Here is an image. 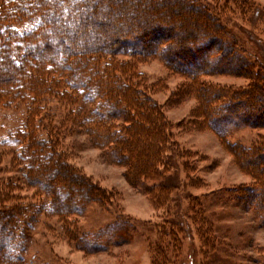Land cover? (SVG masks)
<instances>
[{
	"label": "trees",
	"instance_id": "1",
	"mask_svg": "<svg viewBox=\"0 0 264 264\" xmlns=\"http://www.w3.org/2000/svg\"><path fill=\"white\" fill-rule=\"evenodd\" d=\"M236 1L235 5L255 6L251 0ZM213 12L203 0H0V121L14 118L1 142L18 148L12 154L24 177V183L20 177L7 183L17 191L23 185L35 189L33 198L38 199L23 205V199L11 197L9 206H0V264H28L22 242L42 218L56 216L65 222L93 203H108L107 193L72 165L63 143L64 121L56 114L62 103L50 105V96L65 100L64 120L84 127L94 146L108 149L109 159L126 167L125 177L134 188L145 187L157 204L167 201L176 188L166 175L176 148L172 124L151 98L152 86L135 62L119 57L154 54L185 71L184 60L177 57L189 48L194 67L186 74L200 79L190 85L200 100L201 120L228 141L232 129L264 128V61L247 51ZM173 17L184 31L172 37L157 22L166 24ZM116 22L117 29H112ZM134 23H140L139 30L129 37ZM149 26L163 36L140 45ZM171 40L173 45L161 53L160 46ZM210 75L236 76L250 83L236 87L201 81ZM184 89L177 98L183 97ZM74 126L69 130L74 132ZM228 147L237 166L253 179L233 196L252 209L264 227V136L251 146L237 142ZM120 221L108 238L94 239L109 243L90 245L93 251L107 250L135 231L122 217ZM210 240L209 245L214 238ZM156 251L161 258L162 250Z\"/></svg>",
	"mask_w": 264,
	"mask_h": 264
},
{
	"label": "rangeland",
	"instance_id": "2",
	"mask_svg": "<svg viewBox=\"0 0 264 264\" xmlns=\"http://www.w3.org/2000/svg\"><path fill=\"white\" fill-rule=\"evenodd\" d=\"M203 1L211 5L223 27L238 35L247 51L264 61V0H251L254 8L235 5L236 0ZM179 22L173 17L166 24L157 22V25L173 37L184 31ZM116 24L112 29H117L119 23ZM169 25L177 27L171 30ZM131 26L129 37L136 36L140 23ZM143 33L140 45L155 36H163L150 26ZM172 42L162 44L161 53L166 45L172 46ZM189 50L185 48V54L177 57L184 60L185 71L177 70L154 54L144 56L133 52L119 57L135 62L137 71L152 86L151 98L162 107L172 124L176 148L166 175L172 177L171 181L177 186L172 183L169 198L162 204L161 201L157 204L145 187L134 188L125 177L126 167L113 163L108 149L94 146L84 127L64 120L65 100L49 97L50 105L62 103L56 114L64 121L63 143L72 165L104 190L109 199L103 206L100 203L89 205L84 214L72 216L69 221L62 222L56 216L42 218L29 232L30 238L22 242L24 261L28 264H264V227L259 226L253 210L243 207L233 196L235 189L249 186L253 179L237 166L228 147L237 142L251 146L259 136H264V128L232 129L228 141L201 120L200 100L190 85L194 81L199 83L200 79L192 80L186 74L194 67L189 62L193 58ZM193 62L197 63L195 59ZM201 81L213 86L236 87L250 83L248 79L230 75L205 76ZM182 88L185 94L177 98ZM13 121V117L0 121V206L4 207L9 206L11 197L23 199V205L38 200L33 198L35 189L22 184L17 191L7 183L15 177H20L24 183L12 154L17 153L18 148L1 142L8 137ZM72 126L74 132L69 130ZM183 151H186L185 156ZM121 217L135 226V231L126 235L128 239H116L107 250L93 251L90 245L106 242V239L102 240L104 242L94 239L112 235L111 227L116 228ZM211 237L214 242L209 245ZM157 249L162 250L161 258Z\"/></svg>",
	"mask_w": 264,
	"mask_h": 264
}]
</instances>
